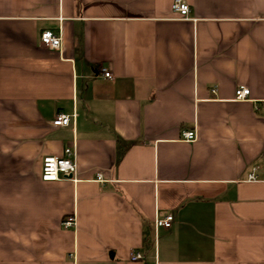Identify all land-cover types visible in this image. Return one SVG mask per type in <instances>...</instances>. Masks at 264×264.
Listing matches in <instances>:
<instances>
[{
    "label": "crops",
    "instance_id": "crops-1",
    "mask_svg": "<svg viewBox=\"0 0 264 264\" xmlns=\"http://www.w3.org/2000/svg\"><path fill=\"white\" fill-rule=\"evenodd\" d=\"M185 1L0 0V264H264V0Z\"/></svg>",
    "mask_w": 264,
    "mask_h": 264
},
{
    "label": "built area",
    "instance_id": "built-area-1",
    "mask_svg": "<svg viewBox=\"0 0 264 264\" xmlns=\"http://www.w3.org/2000/svg\"><path fill=\"white\" fill-rule=\"evenodd\" d=\"M172 10L179 14L180 17H188L190 12V5L185 0H174L172 4ZM40 40L43 45L52 49H60L63 44V36L61 33H56L53 30L46 29L42 31L40 35ZM101 71L104 76L108 78H113L114 74L106 67H101ZM216 88L213 89L216 92ZM251 90L248 86L240 85L236 89V98L237 99H246L250 96ZM76 116V113L73 114ZM72 116L63 112L56 114L53 124L55 126H64L70 124ZM183 137L186 140H194L197 137V133L194 129L184 130L182 133ZM78 171V160H77V149L75 145H70L65 147L63 156L49 155L45 156L43 159L41 177L45 181H54L61 179H70L76 181V174ZM102 173H98V180H103ZM249 180L257 181L259 177L255 170L249 174ZM174 220V215L169 213L164 217L156 219L157 227L169 228L172 226ZM77 225V215L76 213H71L66 215L62 221L61 226L65 229L74 228ZM73 255V254H71ZM142 257L141 252H132L131 258L133 260L139 259Z\"/></svg>",
    "mask_w": 264,
    "mask_h": 264
}]
</instances>
